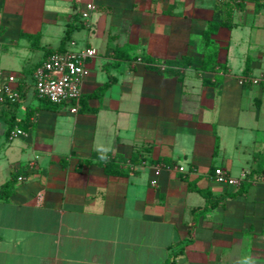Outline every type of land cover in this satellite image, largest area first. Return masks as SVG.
Instances as JSON below:
<instances>
[{"label":"crops","instance_id":"0c3cea01","mask_svg":"<svg viewBox=\"0 0 264 264\" xmlns=\"http://www.w3.org/2000/svg\"><path fill=\"white\" fill-rule=\"evenodd\" d=\"M76 13L66 50H97L80 110L40 108L35 67ZM210 22L222 23L213 47ZM9 74L21 97L0 102V188L17 177L0 198V264H163L182 245L175 264H264V172L251 174L264 80L240 82L264 76V0H0V81ZM217 167L247 190L196 219L206 198L193 186H242Z\"/></svg>","mask_w":264,"mask_h":264},{"label":"built area","instance_id":"2783aa9c","mask_svg":"<svg viewBox=\"0 0 264 264\" xmlns=\"http://www.w3.org/2000/svg\"><path fill=\"white\" fill-rule=\"evenodd\" d=\"M96 6L89 3L82 12L83 19L90 26V19ZM97 55L94 47H86L83 50L68 49L46 59L35 72V90L39 98L47 99L58 105H69L73 113H78L81 107L83 85L90 74L88 62ZM139 62L142 61L140 58ZM264 80L262 77L244 75L240 77L241 84L258 83ZM17 78L14 74L4 76L0 81V102H16L21 94L16 87ZM23 131L18 129L12 132V138L19 136ZM184 171L183 166L179 167ZM215 179L223 184L239 186L246 178L232 177L224 168L217 167L214 172ZM22 179V177L20 178ZM157 184L156 180L152 182Z\"/></svg>","mask_w":264,"mask_h":264},{"label":"trees","instance_id":"16d2710c","mask_svg":"<svg viewBox=\"0 0 264 264\" xmlns=\"http://www.w3.org/2000/svg\"><path fill=\"white\" fill-rule=\"evenodd\" d=\"M231 15L232 14H230V18L232 17ZM221 25H222V23L220 24L217 22H210L208 30H206L205 37H204L205 44L207 47L215 46V43L213 42V35L216 33V31L218 30V28ZM227 25L229 26L230 24L228 23ZM80 28H81L80 17L76 13L74 15L73 21L67 27V30H66V32H65V34L61 40L60 46L57 48H45V54L46 55H45L44 61L46 59H48L49 57H51L52 55L66 51L65 47H66L67 43L71 40L74 32ZM30 37L32 38L33 36H30ZM120 52L123 53L124 50H119V53ZM119 53H117V56H119ZM218 64H219L218 63V50L216 48H214L210 52L206 53V57H205V61H204V68L207 70H214ZM38 67H39V64L37 67H35V69L37 70ZM33 70L34 69H31V71H33ZM248 75H250V74H248ZM113 82H114L113 77H110L108 82H106L101 87L97 88L93 93L86 96V98L101 97L105 93V91L113 84ZM41 102L42 103H41L40 108H48V109H52V110L59 109L58 104H55V103H53L47 99L41 98ZM256 160H258L257 165L252 169L251 174L256 173V172H264V166H263L264 165V156L262 154H258L256 157ZM215 170H214V172H215ZM246 178H247V176H246ZM16 180H17V177H12V179H10L8 182H6L5 184L2 185V187L0 188V198H8L11 196L12 187L15 185ZM247 187H248V184L246 182H242V186L239 190H237V192H227L224 194H214L210 190L201 189L199 187L193 186V189L195 191H198L199 193H201L206 198V206L196 212V216H195L196 219L199 218L200 216L204 215L208 211L216 208L217 206H219L221 203H223L228 198H233V197H236L238 194L246 192ZM183 246L184 245H182L180 248L179 247L172 248L170 257L163 264H175L178 255L182 251Z\"/></svg>","mask_w":264,"mask_h":264},{"label":"clouds","instance_id":"9594fccd","mask_svg":"<svg viewBox=\"0 0 264 264\" xmlns=\"http://www.w3.org/2000/svg\"><path fill=\"white\" fill-rule=\"evenodd\" d=\"M246 264H251V262H246Z\"/></svg>","mask_w":264,"mask_h":264}]
</instances>
